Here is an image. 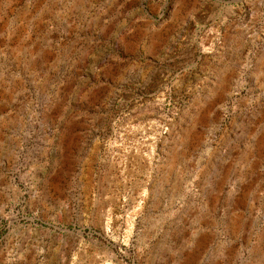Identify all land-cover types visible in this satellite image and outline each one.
Instances as JSON below:
<instances>
[{
  "label": "rangeland",
  "instance_id": "obj_1",
  "mask_svg": "<svg viewBox=\"0 0 264 264\" xmlns=\"http://www.w3.org/2000/svg\"><path fill=\"white\" fill-rule=\"evenodd\" d=\"M0 264H264V0H0Z\"/></svg>",
  "mask_w": 264,
  "mask_h": 264
},
{
  "label": "water",
  "instance_id": "obj_2",
  "mask_svg": "<svg viewBox=\"0 0 264 264\" xmlns=\"http://www.w3.org/2000/svg\"><path fill=\"white\" fill-rule=\"evenodd\" d=\"M227 99H230V96H228V98Z\"/></svg>",
  "mask_w": 264,
  "mask_h": 264
}]
</instances>
